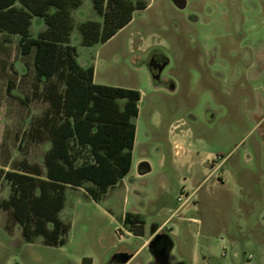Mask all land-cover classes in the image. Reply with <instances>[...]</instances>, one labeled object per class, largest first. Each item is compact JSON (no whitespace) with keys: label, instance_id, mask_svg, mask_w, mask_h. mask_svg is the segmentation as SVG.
Listing matches in <instances>:
<instances>
[{"label":"rangeland","instance_id":"rangeland-1","mask_svg":"<svg viewBox=\"0 0 264 264\" xmlns=\"http://www.w3.org/2000/svg\"><path fill=\"white\" fill-rule=\"evenodd\" d=\"M133 1L147 8L108 42L84 46L79 25L103 19L82 0L70 41L84 66L95 65V84L141 93L131 173L100 202L67 188L64 246L26 242L0 209V264H120L115 256L136 252L155 225L174 242L172 264H264V0ZM46 28L35 17L30 34ZM19 42L0 33V165L26 160L45 170L48 143H38L36 128L50 110L49 85ZM153 52L169 60L157 80ZM183 190L191 202L174 214ZM8 197L3 182L0 201ZM128 213L143 217L145 238L125 223ZM128 264L156 262L146 248Z\"/></svg>","mask_w":264,"mask_h":264},{"label":"trees","instance_id":"trees-1","mask_svg":"<svg viewBox=\"0 0 264 264\" xmlns=\"http://www.w3.org/2000/svg\"><path fill=\"white\" fill-rule=\"evenodd\" d=\"M20 4V6H18ZM82 0H0V33L20 37V52L33 56L37 81L49 85L50 110L38 121V143L49 142L45 170L23 160L11 170L0 168V181L11 188L9 199L0 202L8 218L22 229L26 242L39 237L49 247L67 243L71 224L60 218L67 188L84 189L100 202L111 187L132 168L135 128L141 93L94 83V69L83 68L78 50L71 45L72 11ZM102 22L79 25L84 46L106 43L128 26L137 11L147 5L133 0H93ZM34 17L44 19L46 30L30 34ZM125 223L136 236L145 233L140 214L128 213ZM82 264H93L84 258Z\"/></svg>","mask_w":264,"mask_h":264},{"label":"water","instance_id":"water-1","mask_svg":"<svg viewBox=\"0 0 264 264\" xmlns=\"http://www.w3.org/2000/svg\"><path fill=\"white\" fill-rule=\"evenodd\" d=\"M176 4L179 7H184L185 0H176ZM164 67L165 64L161 65L158 71L159 73L157 75H153L154 80L159 79L160 77L159 74L164 69ZM150 170H151L150 165L147 163H142L139 167V172L141 174L148 173L150 172ZM151 234L153 235V238L150 241L148 248L152 256L154 257V259L158 264H169V256L172 249L174 248V242L172 238L168 234L158 233L157 230H155L154 228L152 229ZM159 242L161 243V246L158 249L157 245ZM132 257H133L132 254L124 253L115 256L114 260H116L117 263L120 264H127L132 259Z\"/></svg>","mask_w":264,"mask_h":264},{"label":"crops","instance_id":"crops-1","mask_svg":"<svg viewBox=\"0 0 264 264\" xmlns=\"http://www.w3.org/2000/svg\"><path fill=\"white\" fill-rule=\"evenodd\" d=\"M77 10V9H76ZM75 11V10H74ZM73 11V12H74ZM73 12H72V17H73ZM35 18V17H34ZM34 18H33V20H34ZM74 19V18H73ZM33 20H32V24H33ZM74 29H75V20H74ZM74 31V30H73ZM73 31H72V33H73ZM71 36H72V34H71ZM70 40H71V37H70ZM72 45V44H71ZM78 62H79V64L83 67V68H93L94 69V81H95V79H96V68H95V65H93V66H84L81 62H80V60H79V55H78ZM48 143V148H50V146H51V144L49 143V142H47ZM49 150V149H48ZM47 150V151H48ZM133 161H132V168H131V171H132V169H133ZM142 164V163H141ZM140 164V165H141ZM140 165H139V167H140ZM0 168H4L5 170H7L8 171V168H7V166L6 165H0ZM139 169V168H138ZM131 171H130V173H131ZM129 173V174H130ZM128 174V175H129ZM127 175V176H128ZM126 176V177H127ZM126 177L124 178V179H122V181H120L116 186H114V187H111L109 190H108V193L106 194V196L113 190V189H115V188H117V187H119V186H121V183L122 182H124V180L126 179ZM3 182H6V184H7V186H8V193H9V197H10V195H11V188H10V185H9V183L7 182V181H5V180H1L0 181V184L1 183H3ZM80 190H82V189H80ZM105 196V197H106ZM9 197L7 198V199H9ZM104 197V198H105ZM103 198V199H104ZM7 199H3V200H7ZM102 199V200H103ZM3 200H1V201H3ZM0 201V202H1ZM1 209V208H0ZM2 210V209H1ZM3 211V210H2ZM4 212V211H3ZM6 213V212H5ZM175 213H176V211H175ZM174 213V214H175ZM174 214H173V216H174ZM192 220H194V219H192ZM169 221L170 220H167L159 229H163L168 223H169ZM194 221H196V219L194 220ZM147 231L145 230V234H144V236H143V238H145L146 236H147ZM152 238H153V235L150 233V237L147 239V240H145L144 241V243L142 244V246L136 251V252H134V253H132V255H133V257H132V259L130 260L131 262L133 261V260H135L138 256H139V253H140V251L141 250H144V249H146V248H148V245H149V243H150V241L152 240ZM130 261L128 262V263H130ZM127 263V264H128ZM93 264H94V261H93Z\"/></svg>","mask_w":264,"mask_h":264},{"label":"flooded vegetation","instance_id":"flooded-vegetation-1","mask_svg":"<svg viewBox=\"0 0 264 264\" xmlns=\"http://www.w3.org/2000/svg\"><path fill=\"white\" fill-rule=\"evenodd\" d=\"M147 64H148V68L150 69L152 75H157L159 73L158 71H159L160 66L165 64V67H166L169 64V60L164 54H157L156 52L155 53L153 52L149 55V57L147 59ZM162 72H163V70L161 71L159 76H161ZM154 229L158 230V227H156V225H155ZM160 246H161V243L159 242L157 245V248L159 249ZM128 254H132V253H128ZM153 259H154V257H153ZM154 261L156 262L155 259H154ZM156 264H158V263L156 262ZM169 264H172L171 263V256H169ZM176 264H180V263H176Z\"/></svg>","mask_w":264,"mask_h":264},{"label":"built area","instance_id":"built-area-1","mask_svg":"<svg viewBox=\"0 0 264 264\" xmlns=\"http://www.w3.org/2000/svg\"><path fill=\"white\" fill-rule=\"evenodd\" d=\"M191 199H192V194H189L188 191L183 190V192H181L178 197L179 207L175 214L179 213L181 209L187 206L191 202Z\"/></svg>","mask_w":264,"mask_h":264}]
</instances>
